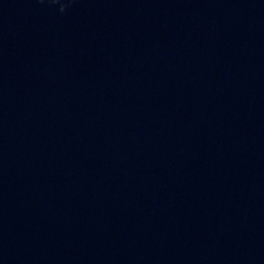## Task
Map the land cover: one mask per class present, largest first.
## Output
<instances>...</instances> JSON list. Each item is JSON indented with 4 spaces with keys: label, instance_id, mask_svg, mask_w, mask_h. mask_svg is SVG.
Returning <instances> with one entry per match:
<instances>
[{
    "label": "water",
    "instance_id": "95a60500",
    "mask_svg": "<svg viewBox=\"0 0 264 264\" xmlns=\"http://www.w3.org/2000/svg\"><path fill=\"white\" fill-rule=\"evenodd\" d=\"M0 264H264V0H0Z\"/></svg>",
    "mask_w": 264,
    "mask_h": 264
}]
</instances>
